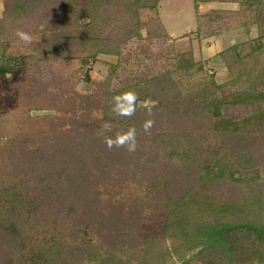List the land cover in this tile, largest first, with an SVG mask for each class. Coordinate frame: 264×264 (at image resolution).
<instances>
[{"label": "trees", "instance_id": "obj_1", "mask_svg": "<svg viewBox=\"0 0 264 264\" xmlns=\"http://www.w3.org/2000/svg\"><path fill=\"white\" fill-rule=\"evenodd\" d=\"M1 3L0 76L21 71L26 86L15 83L18 91L61 116L9 145L0 174V264H83L102 251L135 250L149 235L146 225L161 217L163 236L184 241L180 264H264V216L254 198L264 172L263 67L244 70L257 73L251 91L212 75L185 88L180 76L202 69L191 50L168 67H142L125 47L142 38L140 11H157L159 0ZM256 17L251 50L261 51L264 6ZM17 29L42 36L39 52L7 51ZM99 56L116 60L101 81L86 71V92L52 67ZM126 89L155 104L151 117L139 106L131 118L111 115L112 96ZM148 118L151 135L141 127ZM105 122L114 131L135 126L137 151L107 149L97 135Z\"/></svg>", "mask_w": 264, "mask_h": 264}, {"label": "rangeland", "instance_id": "obj_2", "mask_svg": "<svg viewBox=\"0 0 264 264\" xmlns=\"http://www.w3.org/2000/svg\"><path fill=\"white\" fill-rule=\"evenodd\" d=\"M257 1L260 0H217L222 5L216 7L214 3L204 4L205 0H198L197 3L196 0H159L157 11H140L142 38L134 39L125 47V51L131 49L142 67L157 69L170 66L177 52L191 50L194 60L202 69L190 77L180 76L185 88L202 83L212 75L216 82L226 83L231 89L251 91L259 84V79L256 72L249 78L244 70L264 68V48L261 51L251 50L252 39L260 32L257 11L264 6H258ZM198 28L202 33L200 37L197 35ZM215 30V34L207 35ZM31 36V44L17 38L7 51L12 54L39 52L42 36ZM232 45L236 48L226 52L224 58L225 52L222 51ZM115 60V56H99L96 61L83 64L77 57L56 60L52 67L59 69L75 90L86 92L89 86L84 80L86 71L93 82L101 81L108 73L107 63ZM20 72L17 70L12 75L0 76V174L7 170L8 148L12 141L23 135L47 130L50 120L56 121L61 116L47 108L46 100L33 99L18 91L15 83L26 86V78ZM239 73L241 77L236 76ZM257 180L261 185L256 188L254 198L257 210L264 216L263 171L258 173ZM165 220V217L157 218L156 223L146 225L149 235L137 249L102 251L97 259L86 260L83 264H116L115 261L117 264H180L182 254L186 252L182 246L184 241L163 236Z\"/></svg>", "mask_w": 264, "mask_h": 264}, {"label": "clouds", "instance_id": "obj_3", "mask_svg": "<svg viewBox=\"0 0 264 264\" xmlns=\"http://www.w3.org/2000/svg\"><path fill=\"white\" fill-rule=\"evenodd\" d=\"M259 33L257 32V35ZM15 35L25 44H31L33 37L30 33L17 29ZM143 108L151 117L155 104L151 100H141L134 90L126 89L113 95L111 98L110 112L114 117L131 118L136 114L137 107ZM155 121L151 118L145 119L141 125L145 135H151ZM97 135L102 138L107 149H124L128 153H135L139 147L137 142V129L129 126L126 130H113V125L105 122L101 125Z\"/></svg>", "mask_w": 264, "mask_h": 264}, {"label": "crops", "instance_id": "obj_4", "mask_svg": "<svg viewBox=\"0 0 264 264\" xmlns=\"http://www.w3.org/2000/svg\"><path fill=\"white\" fill-rule=\"evenodd\" d=\"M219 2V1H218ZM201 3V2H200ZM209 4V3H214L215 5H217L216 7H219L221 6V2L220 3H217V0H205L204 4ZM234 3V2H233ZM238 4V3H237Z\"/></svg>", "mask_w": 264, "mask_h": 264}]
</instances>
